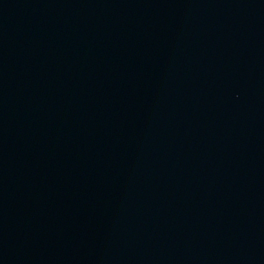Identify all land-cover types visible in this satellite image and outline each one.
Instances as JSON below:
<instances>
[{
  "label": "water",
  "instance_id": "water-1",
  "mask_svg": "<svg viewBox=\"0 0 264 264\" xmlns=\"http://www.w3.org/2000/svg\"><path fill=\"white\" fill-rule=\"evenodd\" d=\"M0 264H264V0H0Z\"/></svg>",
  "mask_w": 264,
  "mask_h": 264
}]
</instances>
